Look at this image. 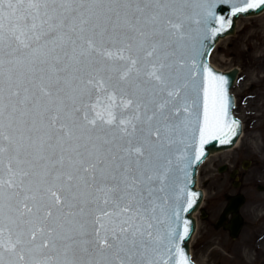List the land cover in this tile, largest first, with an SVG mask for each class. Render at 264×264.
<instances>
[{
  "label": "water",
  "instance_id": "1",
  "mask_svg": "<svg viewBox=\"0 0 264 264\" xmlns=\"http://www.w3.org/2000/svg\"><path fill=\"white\" fill-rule=\"evenodd\" d=\"M264 0H0V264H196L199 166L239 74L209 56ZM242 196L220 222L236 238Z\"/></svg>",
  "mask_w": 264,
  "mask_h": 264
},
{
  "label": "rangeland",
  "instance_id": "2",
  "mask_svg": "<svg viewBox=\"0 0 264 264\" xmlns=\"http://www.w3.org/2000/svg\"><path fill=\"white\" fill-rule=\"evenodd\" d=\"M212 62L223 70L238 66L241 69L240 80L234 86L238 101L236 113L247 117L240 103L246 91H255V82L264 79V13L255 17L242 18L235 36L223 39L211 55ZM249 94V93H247ZM240 109V112H239ZM251 136V133H250ZM250 137L246 133L241 145L249 144ZM240 145V146H241ZM238 149L218 153L210 158L202 167L199 183L206 191L204 208L210 210L216 203L224 200V192L233 186L232 181L222 176L218 166L223 163H235ZM222 177V178H221ZM210 180V182H209ZM229 185L230 188H226ZM232 189L230 192H233ZM250 217L247 230L237 240L230 237L224 229L213 225L215 216L210 214L206 219L199 215L198 229L192 244V254L199 264H254L255 262V205H250Z\"/></svg>",
  "mask_w": 264,
  "mask_h": 264
},
{
  "label": "flooded vegetation",
  "instance_id": "3",
  "mask_svg": "<svg viewBox=\"0 0 264 264\" xmlns=\"http://www.w3.org/2000/svg\"><path fill=\"white\" fill-rule=\"evenodd\" d=\"M251 88H255V91H245L242 96L245 100L240 104L242 111L245 109L249 112L248 118L239 109L245 124V135L248 134L250 142L238 148L237 159L231 169L227 165L223 168L227 170L224 173L225 177L229 180L233 178L235 193H243L245 196V204L242 208L245 228L251 216L250 205H255L254 264H264V79ZM228 195L225 192L224 202ZM223 201L211 207L208 210V216L213 214L216 218L218 212L224 207ZM218 218L213 221L214 225Z\"/></svg>",
  "mask_w": 264,
  "mask_h": 264
},
{
  "label": "bare ground",
  "instance_id": "4",
  "mask_svg": "<svg viewBox=\"0 0 264 264\" xmlns=\"http://www.w3.org/2000/svg\"><path fill=\"white\" fill-rule=\"evenodd\" d=\"M245 18H247V17H245ZM241 19H242V18H240V20H241ZM240 20H239V21H240ZM239 21H238V22H239ZM222 40H223V39H222ZM220 42H221V41H220ZM219 44H220V43H219ZM214 154H216V153H214Z\"/></svg>",
  "mask_w": 264,
  "mask_h": 264
}]
</instances>
